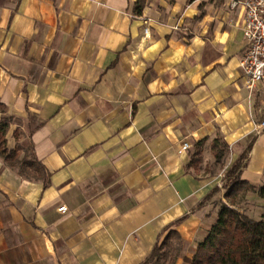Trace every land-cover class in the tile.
<instances>
[{"label":"crops","instance_id":"0c3cea01","mask_svg":"<svg viewBox=\"0 0 264 264\" xmlns=\"http://www.w3.org/2000/svg\"><path fill=\"white\" fill-rule=\"evenodd\" d=\"M137 1L0 0L8 149L24 131L50 177L0 156V264H151L174 231L175 264H188L247 149L242 180L264 185V81L246 87L244 9L146 0L137 16ZM216 138L229 148L224 174H196L200 142L203 163L221 166ZM256 204L249 193L240 210L255 219Z\"/></svg>","mask_w":264,"mask_h":264},{"label":"trees","instance_id":"16d2710c","mask_svg":"<svg viewBox=\"0 0 264 264\" xmlns=\"http://www.w3.org/2000/svg\"><path fill=\"white\" fill-rule=\"evenodd\" d=\"M146 0H138L135 14L141 15L145 9ZM0 113L5 115L0 119V156L10 168H15L24 177L43 180L49 185V173L34 155L30 147V157H23L25 151L17 146L8 149L7 137L10 133L14 117H6L7 107L0 99ZM17 131L15 132V134ZM14 134V135H15ZM204 142L196 145L192 163L199 162ZM216 153V162H222L227 144L222 138H216L212 144ZM250 149L235 162L226 174L224 190L227 203L221 204L217 223L207 237L199 244L197 254L192 259H186L188 264H264V213L259 220L251 218L240 209L247 202L249 193H256L264 200V185L256 188L245 180L241 173L246 164ZM182 239L177 232H171L167 238L156 246L147 263L175 264L182 253Z\"/></svg>","mask_w":264,"mask_h":264},{"label":"built area","instance_id":"2783aa9c","mask_svg":"<svg viewBox=\"0 0 264 264\" xmlns=\"http://www.w3.org/2000/svg\"><path fill=\"white\" fill-rule=\"evenodd\" d=\"M229 5L232 10L242 7L245 11L243 32L247 40V50L242 59V70L247 89L254 91L264 81V0H229ZM148 31L146 28L145 34ZM188 146L185 143L184 150ZM59 211L67 212L65 206Z\"/></svg>","mask_w":264,"mask_h":264},{"label":"rangeland","instance_id":"374dc122","mask_svg":"<svg viewBox=\"0 0 264 264\" xmlns=\"http://www.w3.org/2000/svg\"><path fill=\"white\" fill-rule=\"evenodd\" d=\"M2 116L4 117L5 115H2ZM3 117H1V118H3ZM26 135L27 134H25L24 131L18 129L17 133L13 136V138L15 139V141H17L16 147L19 146L25 151V154L22 153L21 155H23V157H27L28 156V158H31L30 155H29L30 154V152H29L30 151V146H28L27 142L24 143V141H23L26 138ZM203 153H204V150H203L202 154ZM205 158H208L207 154L205 155V157H203V155H201L199 162H194L193 163L194 164L193 168H194V171H195L196 174L199 175V174L204 173V172L210 173V174H215V173H219L220 172V174H224L225 165H223L221 163V166H218V165L214 166L212 163H210L211 161H207V163L204 164L203 162H204ZM246 204H247V202L243 205V208L245 207ZM250 207H254L253 212H251L250 214L253 217H255V220H259L260 214L264 213V208L262 209V206L261 205H257V204L255 206H250Z\"/></svg>","mask_w":264,"mask_h":264}]
</instances>
